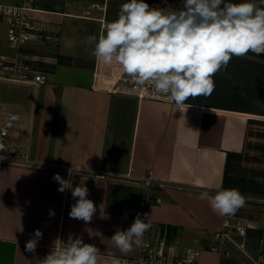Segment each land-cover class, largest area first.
Returning a JSON list of instances; mask_svg holds the SVG:
<instances>
[{
    "label": "crops",
    "instance_id": "crops-1",
    "mask_svg": "<svg viewBox=\"0 0 264 264\" xmlns=\"http://www.w3.org/2000/svg\"><path fill=\"white\" fill-rule=\"evenodd\" d=\"M109 3L36 1L37 17L53 26L59 40L39 51L51 73L44 85L59 99L42 103L45 110L36 142V110L26 114L31 123L26 140L20 141L30 162L0 163V264H42L55 241L66 242L69 234L94 244L105 258L108 253L122 256L110 238L117 229L132 225L147 193V176L152 178V194L162 198L147 208L152 237L165 228L170 241L201 247L200 264H220L223 255L210 250V245L233 249L253 264L264 236L262 211L220 216L208 200L200 199L201 192L213 196L225 189L228 154L233 153L235 162L247 146L249 111L191 98L176 105L95 90L97 69L107 77L119 67L115 58L104 64L91 56L95 44L88 39L95 35L98 40L118 19L120 8H109ZM38 105L33 103L34 108ZM73 166L89 169L71 178L73 187L83 183L88 188V199L96 207L87 224L69 217L76 200L70 190L59 192L53 180L57 173L69 179ZM261 205L264 208V203L258 208ZM227 220L244 224L247 237L235 232L234 240L216 238ZM37 229L43 236L33 254L25 245ZM243 239L247 253L237 244Z\"/></svg>",
    "mask_w": 264,
    "mask_h": 264
},
{
    "label": "clouds",
    "instance_id": "clouds-1",
    "mask_svg": "<svg viewBox=\"0 0 264 264\" xmlns=\"http://www.w3.org/2000/svg\"><path fill=\"white\" fill-rule=\"evenodd\" d=\"M91 56L98 62L111 64L113 58L137 85H153L158 93L170 95L176 105L189 98L210 96L214 91V76L226 69L233 57L249 53L264 54V0H184L182 10L150 7L145 0H129L120 6L118 19L108 24L106 33L97 40ZM190 107V106H189ZM89 171L84 166L68 169L69 179L58 173V191L70 190L76 202L69 217L93 219L96 207L88 199L89 190L81 183L73 187L72 177ZM86 180V179H83ZM201 200H208L213 212L232 216L245 206L247 197L238 189H219L210 196L204 191ZM54 216V211H49ZM152 227L139 214L126 230L117 229L110 238L122 255L146 247L144 234ZM22 231V227L20 228ZM43 233L37 229L26 242L25 250L35 254ZM185 264H192L193 251L187 249ZM42 264H122L119 257L107 258L94 244L69 234L67 241L57 239ZM143 264V261H141Z\"/></svg>",
    "mask_w": 264,
    "mask_h": 264
},
{
    "label": "built area",
    "instance_id": "built-area-1",
    "mask_svg": "<svg viewBox=\"0 0 264 264\" xmlns=\"http://www.w3.org/2000/svg\"><path fill=\"white\" fill-rule=\"evenodd\" d=\"M36 1L22 0L18 4L0 2V19L6 26L8 44L15 50L13 54L0 53V80L22 83L37 89L39 86L50 82L51 73L43 66V62L48 61L45 56L38 51L32 52V49L34 46H44L49 43L56 46L59 40L54 35L55 31H51L54 30L53 26L37 17ZM152 1V3H147L150 7L156 5L159 9L172 8L177 11L183 9L184 0H180L177 7L172 5L171 0ZM93 88L135 97L139 100L152 99L173 102L170 95L158 93L153 85H137L120 65L118 68L112 69L107 77H104L102 72L99 73L97 69L94 75ZM21 118L22 114L19 109L12 108L0 99V163L27 164L30 162L22 141L18 137H14L15 127ZM27 122L28 132L31 123L29 117ZM144 181L147 185V193L140 201L135 212V218L139 214L140 218L146 221L147 208L153 203L161 202L162 198L152 194L153 182L150 176L144 177ZM248 197V199H252L250 195ZM257 200L264 202V195L258 196ZM235 232L243 238L247 237V228L244 224L231 223L227 220L223 230L216 233L215 236L221 240L233 239ZM144 241L146 247L136 249L133 255L117 256L121 259L122 264H141V261L143 264H185L187 260L186 250L189 248L193 251L192 264H200L199 257L202 248L192 244L183 245L170 241L165 228L160 229L154 237L151 236L150 228L144 234ZM237 244L243 252L247 253L244 239ZM208 248L217 250L222 255H231V251L224 249L222 245H210ZM252 262L253 264H264V236L259 240L258 252L255 257H252Z\"/></svg>",
    "mask_w": 264,
    "mask_h": 264
},
{
    "label": "rangeland",
    "instance_id": "rangeland-1",
    "mask_svg": "<svg viewBox=\"0 0 264 264\" xmlns=\"http://www.w3.org/2000/svg\"><path fill=\"white\" fill-rule=\"evenodd\" d=\"M0 2L18 4L22 0H0ZM126 2L127 0H110L109 8H120ZM147 2L152 3L153 1L147 0ZM171 2L172 5L177 7L180 0H171ZM253 2H256V0H253ZM153 7L158 8L156 5ZM37 46H34L32 52L43 51L45 48V45ZM14 52L15 50L8 44L6 26L0 19V53L13 54ZM255 59V56L250 53L245 57H233L227 68L222 69L214 76L215 88L211 95L194 98L195 100L216 102L238 109L250 110L247 113L250 118H254L249 124V139L247 141L246 154L243 155L244 158H235L236 160L231 168L237 171V174L235 171L232 173V176H235L233 179L237 180V189L251 190V192H241L239 190L241 193L246 194L244 196L247 197L245 206L236 212V214L243 216L247 213L249 214V212L257 211V209L262 211L264 215L262 205L258 208V205L264 202L257 200L258 196L264 194V94L261 91L262 88L256 85L253 80L254 75L263 68L253 61ZM0 99L12 108L21 111L22 118L15 127L16 131H14V137H18V139L27 138L28 117L26 118V114L28 115V110L32 112L33 109L34 111L36 110V127H34L33 132V141L36 142L39 124L42 119L41 116L45 110L42 109V103L49 101V99H59V94L54 93L52 90L50 92L47 85L36 89L22 83L1 79ZM35 102H38L39 105L34 108L33 103ZM46 111L52 113V110ZM233 181L231 180V182ZM248 195L252 199H248ZM228 250L231 251V255H223L220 259V264H247L238 252L233 249Z\"/></svg>",
    "mask_w": 264,
    "mask_h": 264
},
{
    "label": "trees",
    "instance_id": "trees-1",
    "mask_svg": "<svg viewBox=\"0 0 264 264\" xmlns=\"http://www.w3.org/2000/svg\"><path fill=\"white\" fill-rule=\"evenodd\" d=\"M147 1V0H146ZM127 2H129V0H127ZM226 2H232V3H240L242 2V0H226ZM148 3V2H147ZM252 54V53H250ZM253 56H255V60H253L256 64H259L262 66V70H260L259 72H257L254 77H253V80H254V83L256 85H258L259 87H261V91L262 93L264 94V54L260 55V56H256L254 54H252ZM263 59V60H262ZM244 110V109H242ZM247 111H250V110H247ZM254 118H249L248 120V130H247V141L249 139V124L250 122L253 120ZM246 149H247V146H245V149L243 150V152H241L240 154H237V157L240 158H244L243 155L246 154ZM233 153H229L228 154V158H227V165H226V171H225V179H224V188L225 189H231V188H238V184H237V180L236 179H233L235 178V176L233 177L232 175H230V170L233 166ZM232 176V177H231ZM231 180H234L233 182H231ZM238 190H241V192H245V191H249L251 192V190L249 189H238ZM264 195V194H263Z\"/></svg>",
    "mask_w": 264,
    "mask_h": 264
}]
</instances>
